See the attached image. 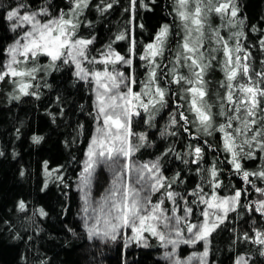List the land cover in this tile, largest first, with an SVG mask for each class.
<instances>
[{
  "label": "trees",
  "instance_id": "16d2710c",
  "mask_svg": "<svg viewBox=\"0 0 264 264\" xmlns=\"http://www.w3.org/2000/svg\"><path fill=\"white\" fill-rule=\"evenodd\" d=\"M21 2L33 8L47 5L49 11L55 14L60 9L67 10L70 0H0V51L18 38L20 29L12 32L3 16ZM100 2L90 0L89 7L79 18V35L95 37L90 52L97 55V50L105 49L116 35L129 33L135 40L133 67L136 90L141 88L150 71L147 63L143 64L144 61L139 59L140 55L146 45L154 41L162 25L170 26L164 55L157 58L161 65L157 76L161 86H166L177 45L181 42L180 22L174 11L175 0H143V3L136 0L134 10L131 0H104L105 3H112V8L105 12L97 9L96 5ZM238 7V18L244 21L242 29L239 27V31L245 33L240 38L241 43L251 52L253 68L260 71L264 68L261 63L264 61V49L260 46V41L264 40V0H240ZM216 25L219 28L220 25ZM218 30L225 39L229 37L227 31ZM129 45L130 40L125 39L114 42L112 46L121 54H127ZM206 53L212 54L208 50ZM212 56L215 60L205 75L206 99L212 105L213 113L217 114L211 134L204 133L194 124L187 125L189 132L183 130V122L170 125L171 115L177 113V104L181 105L179 110L184 111L190 121L193 119V114L187 111L186 101L181 98L185 85L171 84L168 86L167 104L152 113L150 123L149 113L144 111L134 117L132 131L146 134L147 141L131 158L140 161L159 158L161 173L169 182L179 173L172 190L186 196L190 202L196 197L187 194L197 185H202L206 193L211 192L206 182L207 172L203 170L213 165L220 173V196L232 195L234 189H246L240 206L230 212L224 223L209 237L206 260L207 264H235L238 256H245L248 264H264V255L261 254L264 247L243 239L244 233L252 236L254 229L264 230V217L244 207L262 198L252 185L264 187V182L256 177H250L252 184L244 182L241 174L236 173L228 162L230 155L223 151V133L219 131V125L225 121L218 115L220 98L226 91L221 87V81L225 79L223 56L219 51ZM5 59L6 53L0 56V61ZM40 63L43 68L29 91L36 95L15 99L13 88L6 89L10 78H6L0 87V264H168L162 257L163 247L155 237L148 239L147 246L131 243L127 247L123 239L114 244L88 238L78 218L80 196L76 186L97 124L93 85L78 79L73 65L46 70V57L43 56ZM126 71H129L128 67ZM182 72L188 75L187 69ZM34 135L43 139L36 143L32 139ZM132 143H138L136 137H133ZM189 145H199L204 149L203 160L199 163L201 172H197V165L191 162L193 157L186 155ZM169 148L173 151L162 155ZM245 150H248L247 146ZM253 151L256 153L254 159L242 161L249 171L264 166V159L261 158L264 153L257 148ZM56 169L59 171H54ZM59 177L63 178L62 181ZM107 184L106 172L101 168L96 175L95 194L100 195ZM21 201L26 205L23 210L19 208ZM189 206L194 207L195 213L188 218L189 221L202 220L200 213L205 205L190 203ZM41 209L46 215H40ZM180 214L183 215L182 212ZM202 243H198V249L204 251L205 244L203 246ZM181 254H189L188 248L182 247Z\"/></svg>",
  "mask_w": 264,
  "mask_h": 264
},
{
  "label": "snow or ice",
  "instance_id": "6c2138e0",
  "mask_svg": "<svg viewBox=\"0 0 264 264\" xmlns=\"http://www.w3.org/2000/svg\"><path fill=\"white\" fill-rule=\"evenodd\" d=\"M89 4L90 0H70L67 10L60 9L55 14L49 11L47 5L33 8L23 2L7 10L3 19L10 25V30L21 31L12 44L0 51V56L6 53V59L0 61V81L12 78L21 95H36L35 92H29V89L33 87L31 80L41 70V56L48 58L45 66L48 69L73 65L75 76L92 84L95 93L97 127L78 177V187L83 192L84 228L88 238L111 242L123 239L127 247L131 243L147 246L148 239L155 237L165 249L171 246V250L163 253L170 264H191L193 259H198L199 264H206L209 237L224 223L230 212L236 211L247 190L234 189L232 195L220 196V173L213 165L203 170L207 172L206 182L211 192L206 193L202 185H197L187 194L196 197L190 202L186 196L172 190V184L179 179V173L169 182L160 171L159 158L143 164L131 162L133 153L147 141L146 134L132 131V118L139 116V110L142 109L149 113L150 123L152 113L167 104L168 86L183 84L185 87L181 98L186 101L187 111L193 114V119L190 121L185 112L179 110L181 105L177 104V113L171 115L170 125L176 126L183 122V130L189 132L187 125L194 124L204 133L211 134L217 114L213 113L212 105L206 99L208 90L205 75L215 56L206 55L203 50L206 29H210L213 32L211 38L219 45L211 51L222 53V71L225 74L221 87L226 91L220 98L218 113L225 121L219 125V131L223 133V151L230 155L228 162L236 173L241 174L244 182L252 184L250 177L264 182V166L249 171L242 164L245 159L255 158L253 148L264 153V68L260 71L253 68L251 52L243 47L240 40L245 35L242 30L233 32L225 39L218 29H211L209 25L210 14H216L222 21V27L239 26L242 29L244 21L238 18L240 10L236 0H175L174 11L183 35L168 73L170 79L162 87L157 76V69L161 66L157 58L164 55L170 36V26L164 24L154 41L146 45L144 53L139 57L147 62L150 69L146 81L142 82L143 91H134L137 79L131 68L135 56V40L129 33L116 35L105 49L97 50V55L90 52L95 37L84 38L79 35V18ZM135 5L136 0H131L133 10ZM96 7L105 12L112 8V3L101 0ZM232 38L236 41L234 46L229 42ZM125 39L130 40L128 53L121 54L112 45ZM260 46L264 49V40L260 41ZM261 63L264 64V61ZM29 64L32 66L29 67ZM118 64L128 66L130 71L127 74L117 71ZM183 69H187L188 75L183 74ZM14 98L20 97L17 95ZM133 137L137 138V144L132 143ZM32 139L39 143L43 137L34 135ZM245 146L248 150H245ZM188 147L186 155L193 157L191 162L197 165V172H201L199 163L203 160L204 149L199 145ZM172 151L169 148L162 155ZM121 158H124L123 163ZM183 162L188 163L187 160ZM101 165L112 173L111 186L100 200L93 201L91 185L96 169ZM59 179L62 181L63 178ZM252 186L262 198L244 207L264 217V187ZM157 192H161L162 198L153 202L152 195ZM165 200L172 203L171 209L163 207ZM190 203L205 205L200 213L203 219L199 222L188 219L195 215ZM25 207L21 201L19 208L23 210ZM169 211L171 215L167 214ZM178 212L183 215H178ZM40 215H46L43 209ZM185 231L190 234L188 238H184ZM253 231L252 236L244 233L243 239L264 247V230ZM199 241L205 242L202 253H192L186 259L177 255L180 244L195 245ZM261 254L264 255V251ZM235 264H248V259L238 256Z\"/></svg>",
  "mask_w": 264,
  "mask_h": 264
},
{
  "label": "rangeland",
  "instance_id": "374dc122",
  "mask_svg": "<svg viewBox=\"0 0 264 264\" xmlns=\"http://www.w3.org/2000/svg\"><path fill=\"white\" fill-rule=\"evenodd\" d=\"M236 3H237V5L239 6L240 0H236ZM217 23L220 25V26H219L220 30H223V32H224V31H227L226 34H227V36H229V37L231 36V34H232L233 32L239 31V26H236V27H227V28H226V27H222V26H221V25H222V21H221L220 17L217 16L216 14H210V16H209V25L211 26V29H215L216 26H217V29H219V28H218V25H216ZM180 27H181V26H180ZM20 31H21V30H20ZM182 35H183V33H182V29H181V38H182ZM205 35H206V38H205V41H204V45L207 46V47H206L207 49L204 48L203 50L205 51V53H206V50H208V53L211 52L212 54H216L217 51H216V52L211 51L212 49H216V48H217V47H216L217 43H216L215 39H214V38H211V37H213V32H212L210 29H206V33H205ZM220 35H222V34H220ZM229 37H226V39H228ZM231 41H232V42H231ZM229 42H230V45L234 46V45H235V42H236V41H235V38H232ZM143 53H144V52H143ZM143 53H142V54H143ZM142 54H141V55H142ZM212 54H210V55L212 56ZM141 55H140V56H141ZM206 55H208V54L206 53ZM41 57H42V56H41ZM41 57H40V59H39V66H40V68L42 69L43 67H42V65H41V63H40ZM46 62H47V64H48V58H46ZM146 63H147V62L144 61L143 64H146ZM28 66L30 67V66H32V65L29 64ZM85 67H88V65L85 64ZM98 67H99V66H98ZM126 67H128V66H123V65H119V64L116 65V69H117V71H123V72H125V73L127 74V73L130 71V69H129V71H126ZM46 70H51V69L46 68ZM40 71H41V70H40ZM40 71H38L37 74H38ZM131 71H134V67H133V65H132ZM37 74H36V75H37ZM147 76H148V74H147ZM34 81H35V80H31V83L33 84ZM145 81H146V80H145ZM2 83H3V81H0V87H1ZM7 84H8V86H7V88H6L7 91H9V90H11V89L13 88V90H12V96H17V95H19V97L24 96V95H21V94L19 93L17 87H16V86L13 84V82H12V78H10V80H9V82H8ZM93 87H94V86H93ZM29 91H31V88L29 89ZM134 91H143V87L141 86V88L138 89V90H136V88L134 87ZM10 94H11V92L9 93V96H10ZM94 104H95V93H94ZM139 111H140V112H141V111L143 112L142 109H140ZM134 117H136V116H133L132 121H133ZM96 127H97V124H96V126H95V129H96ZM95 129H94V133H93V135L95 134ZM153 161H156V160L140 161V160H138V159H136V158H131V162H135V163H137V164L149 163V162H153ZM121 162H122V163L124 162V158H121ZM101 168L104 169L105 172H106V175H107V178H108V184H107L106 187L103 189V191L101 192L100 195H96V194H95V180H96L97 172H98ZM82 169H83V168H82ZM160 171H161V169H160ZM111 180H112V173H111V171H110L106 166H103V165L98 166L97 169H96V173L94 174V179H93V182H92V185H91V198H92L93 201L100 200V198L105 194L106 189H108V188L111 186ZM78 184H79V181H78L77 186H76L77 191L79 192V196H80V207H79V212H78V218H79V220H80L82 226L84 227V218H85V214L83 213V207H84V202H83V199H82L83 192H82V191L80 190V188L78 187ZM161 198H162V194L159 193V192L154 193V194L152 195V200H153V202H157V201H159ZM167 201H168V200H165V201H164L163 207L166 208V209H171V207H172V203L170 202V204H166ZM167 214H168V215H171L172 213H171V211H169ZM177 214H178V215H182V214H180V212H178ZM84 229H85V228H84ZM85 230H86V229H85ZM86 232H87V231H86ZM189 236H190V234H188V233L185 231V233H184V238H188ZM93 240H100V239L97 238V239H93ZM118 240H119V239H118ZM118 240H117V241H118ZM100 241L107 242V241H104V240H100ZM110 242H111V241H110ZM125 242H126V241H125ZM147 242H148V241H147ZM199 242H200V241H199ZM199 242H197L195 245L180 244V246H179L178 249H177V255L180 256V257H182V258H185V259H186L188 256L192 255V253H197V254L202 253L203 251L198 249V243H199ZM202 242H203L202 244H203V246H204L205 242H204V241H202ZM112 243L116 244V242H112ZM182 247H187V248H188V252H189V254H187L186 256H185V255H182V254H181V248H182ZM166 250H171V246H169L168 249H165V248L163 247V253H164ZM162 257H164V255H162ZM164 258H165V257H164ZM165 260L167 261L168 264H170V261H169V260H167L166 258H165ZM191 264H199V260H198V259H193V260L191 261ZM206 264H207V260H206Z\"/></svg>",
  "mask_w": 264,
  "mask_h": 264
}]
</instances>
